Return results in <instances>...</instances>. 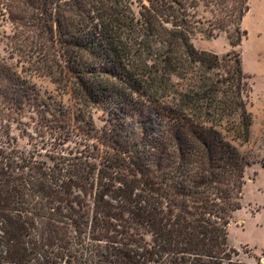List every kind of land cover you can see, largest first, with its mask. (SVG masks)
Returning <instances> with one entry per match:
<instances>
[{"label":"trees","instance_id":"obj_1","mask_svg":"<svg viewBox=\"0 0 264 264\" xmlns=\"http://www.w3.org/2000/svg\"><path fill=\"white\" fill-rule=\"evenodd\" d=\"M248 12V0H147L138 17L123 0H0V20L13 26L11 58L69 82L82 106H101L115 145L98 186L83 168L49 173L6 155L13 165L0 167V264H249L234 261L227 244L249 162L216 126L227 120L249 140L251 86L239 54L219 58L191 41L225 33L237 48ZM1 81L10 95L0 91V107L21 110L30 86L0 63ZM147 115L144 141L123 136L130 118ZM54 172L75 178L52 184ZM98 187L92 218L66 197Z\"/></svg>","mask_w":264,"mask_h":264},{"label":"rangeland","instance_id":"obj_2","mask_svg":"<svg viewBox=\"0 0 264 264\" xmlns=\"http://www.w3.org/2000/svg\"><path fill=\"white\" fill-rule=\"evenodd\" d=\"M123 1L137 17L142 5L147 4V0ZM248 5L249 12L242 24L247 35L237 48L230 45L225 33L213 38L197 33L191 41L197 50L215 54L219 58L233 52L239 54L243 72L251 86L249 97L244 98L246 110L252 117L249 140L243 142L237 139L227 120L217 125L216 129L249 162L244 174L242 209L233 214L227 228L228 248L234 261L264 264V0H248ZM206 16L212 19L211 13ZM12 31L13 26L9 21L0 20L1 66L12 68L32 90L27 102L21 104V110L0 107V167L5 169L6 165H13L11 158L8 161L5 159L6 155H12L13 160L14 157H28L39 162L48 172L55 166L59 169L63 164H70L77 170H86L87 184H96L98 170L104 168L102 170L107 171V167L103 166L104 159L109 160L114 153L112 147L115 145L107 134L114 121L111 122L108 112L101 106H82L75 100L69 82L59 84L45 69L38 70L35 64L19 61L17 57L12 59L6 41V36ZM173 81L178 80L173 78ZM8 90L6 82L1 81L0 91L9 96ZM147 117L145 122L130 118L123 136H129L132 141H144L143 137L151 129L147 127L150 118L149 115ZM206 125L212 126L211 123ZM121 171L132 184L134 173L127 168ZM19 174L13 167L12 177L17 178ZM70 178L75 177L69 172L61 178L54 172L52 180H49L52 184H64ZM78 181L76 178L71 183ZM103 181L106 182L105 179ZM115 186L120 187L121 184L116 183ZM99 189L94 188L93 192L88 191L84 195L74 188L73 194L66 197L72 203L82 202L85 210L82 212L92 218L96 214L94 205ZM62 212H66L65 209ZM127 220L132 224L131 217ZM128 229L132 231L130 227ZM84 230L91 231L86 226ZM144 235L150 242L152 237Z\"/></svg>","mask_w":264,"mask_h":264}]
</instances>
